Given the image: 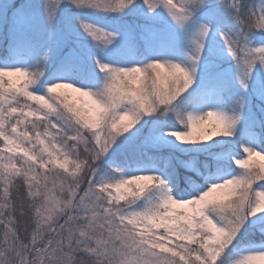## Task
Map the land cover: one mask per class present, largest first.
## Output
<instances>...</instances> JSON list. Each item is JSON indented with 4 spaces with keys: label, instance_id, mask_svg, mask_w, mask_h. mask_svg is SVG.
Instances as JSON below:
<instances>
[{
    "label": "snow or ice",
    "instance_id": "snow-or-ice-1",
    "mask_svg": "<svg viewBox=\"0 0 264 264\" xmlns=\"http://www.w3.org/2000/svg\"><path fill=\"white\" fill-rule=\"evenodd\" d=\"M0 264H264V0H0Z\"/></svg>",
    "mask_w": 264,
    "mask_h": 264
}]
</instances>
